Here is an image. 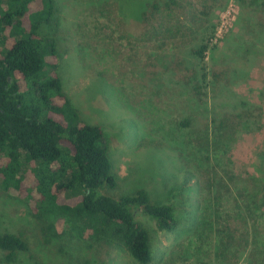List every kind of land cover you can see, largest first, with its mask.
Returning <instances> with one entry per match:
<instances>
[{
    "label": "rangeland",
    "instance_id": "1",
    "mask_svg": "<svg viewBox=\"0 0 264 264\" xmlns=\"http://www.w3.org/2000/svg\"><path fill=\"white\" fill-rule=\"evenodd\" d=\"M241 8L55 0L40 27L81 120L104 128L118 189L102 191L144 189L176 206L170 231L136 215L153 235L148 264H264V42L253 58L236 47L256 33L239 22ZM202 38L206 84L193 54ZM14 194L0 187V234H22L28 246L11 258L0 248V264H139L117 242L83 241L61 224L51 233Z\"/></svg>",
    "mask_w": 264,
    "mask_h": 264
},
{
    "label": "trees",
    "instance_id": "2",
    "mask_svg": "<svg viewBox=\"0 0 264 264\" xmlns=\"http://www.w3.org/2000/svg\"><path fill=\"white\" fill-rule=\"evenodd\" d=\"M238 1L239 22L256 33L237 37L236 47L243 42L253 58L264 42V0ZM54 3L0 0V187L24 200L51 233L58 234L61 224L83 241L117 242L136 262L148 264L153 235L136 215L170 231L178 225L176 206L144 189L118 196L102 191L118 189L104 128L81 120L63 88L54 41L40 33L51 24ZM209 44L202 38L193 49L205 84ZM209 121L216 128L215 119ZM27 246L22 234H0L8 258Z\"/></svg>",
    "mask_w": 264,
    "mask_h": 264
}]
</instances>
